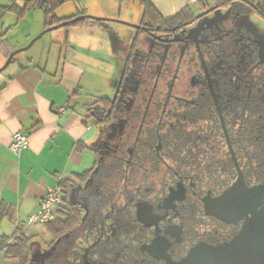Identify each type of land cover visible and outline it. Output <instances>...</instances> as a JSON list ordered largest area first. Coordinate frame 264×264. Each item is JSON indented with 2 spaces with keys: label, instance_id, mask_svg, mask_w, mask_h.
Here are the masks:
<instances>
[{
  "label": "flooded vegetation",
  "instance_id": "obj_1",
  "mask_svg": "<svg viewBox=\"0 0 264 264\" xmlns=\"http://www.w3.org/2000/svg\"><path fill=\"white\" fill-rule=\"evenodd\" d=\"M260 4L132 26L109 93L87 103L91 170L63 187L29 264H264L242 234L264 210Z\"/></svg>",
  "mask_w": 264,
  "mask_h": 264
},
{
  "label": "crops",
  "instance_id": "obj_2",
  "mask_svg": "<svg viewBox=\"0 0 264 264\" xmlns=\"http://www.w3.org/2000/svg\"><path fill=\"white\" fill-rule=\"evenodd\" d=\"M152 2L165 17L173 16L186 5L191 6L194 12L200 9L198 0ZM24 5V0H0V34L3 35L0 40V66L12 50L27 43L43 26L39 25L34 32H26L23 40L16 34L19 43L15 44V38L12 39L10 34L13 26L19 22L17 13L10 7L23 8ZM94 6L93 10L77 7L78 11L72 15L89 12L123 17L122 6L120 15H116V10L111 6ZM68 27V34L83 29L104 28L100 22ZM106 27L112 29L110 25ZM130 37L131 33L127 35V42ZM55 38H59V35L50 37L47 42L51 48L61 42ZM20 40L23 42L20 43ZM72 45H69L65 57L63 51L59 57L55 56V62H50L44 54L25 56L11 73L5 76L0 74L3 75L0 76V202L6 203L12 210L13 219H9L14 224L13 233L18 228L25 230L28 216L40 206L48 186L58 185L60 176L66 180H76L94 163L95 156L90 144L96 137L97 128L88 118L89 101L82 99L81 86L88 65L84 66L85 57ZM117 46H112L111 53H115ZM75 57L78 63L73 62ZM18 130L29 134V144L16 153L11 150L10 144L13 132ZM0 264H18V259L0 251Z\"/></svg>",
  "mask_w": 264,
  "mask_h": 264
},
{
  "label": "rangeland",
  "instance_id": "obj_3",
  "mask_svg": "<svg viewBox=\"0 0 264 264\" xmlns=\"http://www.w3.org/2000/svg\"><path fill=\"white\" fill-rule=\"evenodd\" d=\"M94 4H97L98 8H109L110 6L113 7L112 9L116 10V15H120V6H122L123 17H114L104 14L99 15L88 12L87 14L103 16L110 19H85V22H100L104 27L102 29H83L82 31H75L74 33L68 34L66 33V31L67 28H69L68 26L70 25H64L47 31L30 48L17 53L15 55L16 58L13 59L12 63L9 64V66L5 68V70L1 71L0 74H4L5 76L8 73H11L12 69L15 66L19 65V63L23 61L25 56L38 57L40 56V54H44L46 59L49 58L50 62H55L56 60L54 59V57H59L61 51H63V57L66 56L69 45H71L72 43V46L76 48L75 50H80L78 52L85 57L84 59H86V61L84 60V66L86 67L88 65L87 72L84 74L81 83V86H83L82 99H84V101H90L95 97L103 96L109 93L111 87L110 78L115 76L117 70V60L115 58V55L111 53L112 46L114 44L118 45L119 43L124 42L125 39H127V35H129L133 31L132 26H129L128 24H125L123 22L137 23L136 21H142L143 7L140 5L138 0H66L56 8L54 15L48 17L42 10L34 8L31 9L26 16L22 18L18 17L17 22H19V24H15L13 26V31H11L10 35L12 36V39L15 38L14 41L15 44H17L19 43V37L22 38L21 40H23L26 32H28L29 30L31 32H34L35 29L39 27V25H43L41 30L34 34L27 43L17 47L16 49L23 48L35 36L40 34L45 28H47V21L52 22L55 19H61L62 17H65V15H72L75 11H78L77 7H80L81 9L82 7H84L86 9L93 10L96 7L94 6ZM111 19H116L117 21ZM108 25L111 26V30L106 27ZM16 34L20 36H15ZM57 34L59 35V38L55 39H60L61 42L55 44L51 48V45L47 44V42H49L48 40L50 37H55L57 36ZM21 40L20 43L23 42ZM90 47H92V49ZM78 52L76 53L78 54ZM76 59L78 58L75 57L73 61L74 63H78V60ZM4 63L0 67H2ZM13 226L14 224L13 222H11L9 217H5L2 224L0 225V234L12 235L14 231ZM24 227L26 233L31 236L32 246H34V244L42 246L44 244V241L49 237L48 232L46 231V224L36 223L27 225L25 223Z\"/></svg>",
  "mask_w": 264,
  "mask_h": 264
},
{
  "label": "trees",
  "instance_id": "obj_4",
  "mask_svg": "<svg viewBox=\"0 0 264 264\" xmlns=\"http://www.w3.org/2000/svg\"><path fill=\"white\" fill-rule=\"evenodd\" d=\"M66 0H24L25 5L23 8L17 6H11L10 9L15 11L19 18H22L27 15V13L34 8H38L42 10L45 15L51 16L54 15L56 8L64 3ZM140 5L143 7V22H159L165 24V22H180L182 20L191 19L194 17V11L191 6L186 5L180 11L175 13L171 17H165L161 14L158 8L154 5L152 0H138ZM199 5L207 6L210 3H219L224 4L230 0H198ZM251 1V0H250ZM256 2H260V11L264 15V0H255ZM76 15H72L66 18L55 19L52 22H46V27L51 26L53 24L59 23L64 20L71 19ZM85 23V20H80L76 23L71 24L70 26L81 25ZM3 35L0 34V40ZM14 51V50H12ZM11 51V52H12ZM14 58V57H13ZM91 168L86 170L85 172L79 174L78 179L83 178L90 172ZM73 182L74 180H66L63 184V187H66L69 182ZM74 183V182H73ZM5 217H9L13 219L12 210L6 205L4 202H0V225ZM49 231L55 233V223L48 222L46 223ZM30 240L31 236L26 233V231L22 228H18L12 235L0 234V248H4L7 255L15 257L18 259V264H29L31 261L30 258Z\"/></svg>",
  "mask_w": 264,
  "mask_h": 264
},
{
  "label": "built area",
  "instance_id": "obj_5",
  "mask_svg": "<svg viewBox=\"0 0 264 264\" xmlns=\"http://www.w3.org/2000/svg\"><path fill=\"white\" fill-rule=\"evenodd\" d=\"M29 144V134L25 131L18 130L12 134V142L10 148L12 151L18 153ZM60 183L55 186H48L45 197L40 206L33 211L27 218L26 224L32 225L36 223L46 224L57 218L63 205V185L66 181L63 176H60ZM19 221V220H17ZM6 252L4 248L0 250Z\"/></svg>",
  "mask_w": 264,
  "mask_h": 264
},
{
  "label": "water",
  "instance_id": "obj_6",
  "mask_svg": "<svg viewBox=\"0 0 264 264\" xmlns=\"http://www.w3.org/2000/svg\"><path fill=\"white\" fill-rule=\"evenodd\" d=\"M87 18H92L95 20L110 19L107 17L96 16V15H92V14H80V15H77V16L71 18V19L64 20V21H61L57 24L48 26L40 34L35 36L25 47L16 49L13 52H11V54L8 56L7 60L5 61L4 65L2 67H0V72L10 64L14 55L19 53L20 51H23V50L30 48L47 31H50L52 29H55V28H58V27H61L64 25H71L73 23H76L80 20H85ZM111 20H116V19H111ZM123 23L128 24L129 26L138 27V25H136L135 23H132V22H123ZM248 226H249L248 228H245L242 231V234H246L250 237V239L252 241V251H251V253H252V252H255L256 248H264V210L260 211V212H253L251 222L249 223Z\"/></svg>",
  "mask_w": 264,
  "mask_h": 264
}]
</instances>
